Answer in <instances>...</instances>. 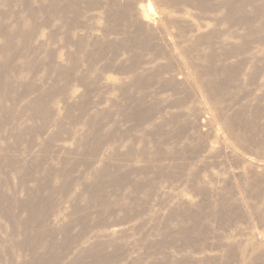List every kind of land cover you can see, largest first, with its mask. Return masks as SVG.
<instances>
[{
  "label": "rangeland",
  "instance_id": "rangeland-1",
  "mask_svg": "<svg viewBox=\"0 0 264 264\" xmlns=\"http://www.w3.org/2000/svg\"><path fill=\"white\" fill-rule=\"evenodd\" d=\"M150 1L219 134L146 0H0V264H264V0Z\"/></svg>",
  "mask_w": 264,
  "mask_h": 264
},
{
  "label": "bare ground",
  "instance_id": "bare-ground-1",
  "mask_svg": "<svg viewBox=\"0 0 264 264\" xmlns=\"http://www.w3.org/2000/svg\"><path fill=\"white\" fill-rule=\"evenodd\" d=\"M196 2H204L206 0H194ZM219 6L222 9H227L230 10L228 12V15H233V16H239L236 20L238 22H242L244 24L245 31L251 35L250 33L252 32L251 28V21L252 17L256 18L259 17V9L256 5L258 2L256 0H218ZM147 3V21H151L152 25L154 27L158 28V34L159 38L163 41L165 44V50L168 51V54L172 55L173 57L176 58L178 61V76L177 78L180 81L186 82L187 84L191 85L198 98L200 99V106H201V115L199 116V125L203 128L206 125H209L213 131H215L217 134L220 133V128L217 126L216 122H214V116L212 113L211 108L205 103L203 99V95L201 93V90L198 86V79L196 78L194 72L191 70L188 62L186 61L182 50L180 49L178 42L176 40V36L174 35L173 32V26L172 25H167L164 23V21L167 19L168 15L163 12V10L157 8L155 5L150 0H146ZM57 4V1H56ZM249 4L251 6L252 10H249ZM248 8L246 10L245 8ZM249 11H251L249 13ZM232 12V13H231ZM235 13V14H234ZM171 14V13H169ZM224 21H227L226 18H224ZM256 27H259V23L256 22ZM195 36L196 41L194 43V47H196L200 41L202 40H209L210 36L207 35H199ZM228 37H231L230 35ZM227 40V39H226ZM244 39L242 40L241 38L235 37V41L233 44H230V46L224 51V55H228L226 57V61H228L229 55L237 57L238 55L242 54V47L241 44H243ZM211 47V44H208V48ZM206 48V47H205ZM232 51L236 53H231ZM253 51L255 53V57L260 56V49L257 46L253 48ZM243 57V56H242ZM252 58V56H251ZM206 60L210 62L211 64L207 67L206 69V74L208 75L209 79V84L211 85H217L222 81H225L227 79H232L235 77L236 71L240 69V64H229L226 65L225 63L216 66L213 64V56L211 54H208L206 57ZM222 144L225 147H228L230 151L233 152V149L225 142L223 139ZM244 159L252 165L253 168L257 170H262L264 169V160L261 159H255L251 157H244ZM114 231L116 229H113ZM113 231V232H114ZM112 233V232H111ZM46 254V253H44ZM40 260L39 258H36L35 256L31 257L29 261L23 262L22 264H36V262ZM38 264V263H37Z\"/></svg>",
  "mask_w": 264,
  "mask_h": 264
}]
</instances>
